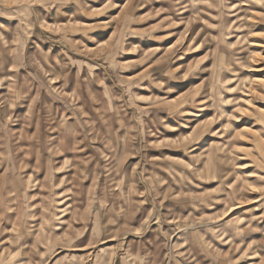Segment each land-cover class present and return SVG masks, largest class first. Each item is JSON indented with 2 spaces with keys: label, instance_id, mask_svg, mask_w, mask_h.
Listing matches in <instances>:
<instances>
[{
  "label": "rangeland",
  "instance_id": "1",
  "mask_svg": "<svg viewBox=\"0 0 264 264\" xmlns=\"http://www.w3.org/2000/svg\"><path fill=\"white\" fill-rule=\"evenodd\" d=\"M0 264H264V0H0Z\"/></svg>",
  "mask_w": 264,
  "mask_h": 264
}]
</instances>
